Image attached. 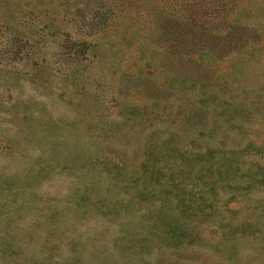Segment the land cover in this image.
I'll use <instances>...</instances> for the list:
<instances>
[{
	"label": "rangeland",
	"instance_id": "obj_1",
	"mask_svg": "<svg viewBox=\"0 0 264 264\" xmlns=\"http://www.w3.org/2000/svg\"><path fill=\"white\" fill-rule=\"evenodd\" d=\"M0 264H264V0H0Z\"/></svg>",
	"mask_w": 264,
	"mask_h": 264
}]
</instances>
